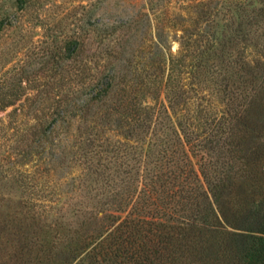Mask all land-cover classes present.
<instances>
[{"label":"trees","instance_id":"trees-1","mask_svg":"<svg viewBox=\"0 0 264 264\" xmlns=\"http://www.w3.org/2000/svg\"><path fill=\"white\" fill-rule=\"evenodd\" d=\"M177 7L143 0L139 16L159 12L158 37L180 32L178 52L158 40L146 67L124 57L135 20L104 30L117 33L108 62L84 56L80 38L60 52L62 96L47 110L30 101L23 162L7 166L13 146L0 157V175L26 191L0 224V264H264V0ZM8 99L0 93V111ZM74 118L87 137L59 193L21 168Z\"/></svg>","mask_w":264,"mask_h":264},{"label":"rangeland","instance_id":"rangeland-1","mask_svg":"<svg viewBox=\"0 0 264 264\" xmlns=\"http://www.w3.org/2000/svg\"><path fill=\"white\" fill-rule=\"evenodd\" d=\"M158 2L177 9L179 0ZM142 3L143 0H32L25 9L18 10L10 0H0V20L5 22L0 32V93L14 104L0 111V157L3 150L16 148L15 157L7 166L16 168V161L25 160L22 156L26 154V127L36 120L27 114L30 101L40 99L47 110L54 108L57 97L62 96L56 82L61 67L59 55L67 42L80 38L84 56L95 63L108 62L109 46L114 45L117 33L110 35L104 30L135 20L137 25L133 26L124 49L125 58H132L139 68L146 67L147 62L158 56V40L171 54L178 52L180 32L175 34L162 28L159 29L162 35L158 37L154 20L159 12L149 17L139 16ZM205 85L201 91L207 90ZM165 103L161 95L157 108L162 109ZM8 126L13 129L6 130ZM112 134L107 131L102 133V138L115 140ZM86 137L82 120L74 118L68 123H59L54 127L52 144L44 146L42 160L34 156L21 169L28 174H46V180L57 182L59 193H66L71 189L66 176L74 175L77 167L72 152ZM32 148L41 149L37 144ZM9 179L0 175V224H4L5 215L18 216L16 211L26 205V191L11 186Z\"/></svg>","mask_w":264,"mask_h":264}]
</instances>
